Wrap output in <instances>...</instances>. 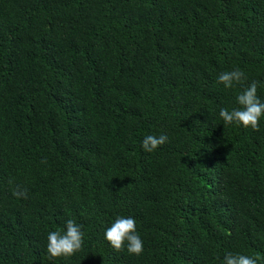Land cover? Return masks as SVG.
<instances>
[{
    "label": "trees",
    "instance_id": "obj_1",
    "mask_svg": "<svg viewBox=\"0 0 264 264\" xmlns=\"http://www.w3.org/2000/svg\"><path fill=\"white\" fill-rule=\"evenodd\" d=\"M252 82L264 0H0V264H264V118L218 117ZM117 216L141 255L104 239ZM69 219L82 247L50 258Z\"/></svg>",
    "mask_w": 264,
    "mask_h": 264
},
{
    "label": "clouds",
    "instance_id": "obj_2",
    "mask_svg": "<svg viewBox=\"0 0 264 264\" xmlns=\"http://www.w3.org/2000/svg\"><path fill=\"white\" fill-rule=\"evenodd\" d=\"M246 79L239 68L221 73L217 80L225 89H232ZM238 107L220 108L218 117L223 126L237 125L253 131L259 130V122L264 118V101L257 95V83L252 82L236 96ZM168 142L165 134H148L141 147L146 153H153ZM17 195H23L18 193ZM104 239L116 251L126 248L129 254L139 256L143 253L144 244L137 231L136 220L132 217L117 216L104 231ZM83 244L81 226L69 219L63 231H49L47 234V253L50 258H67L78 252ZM222 264H257L256 258L243 254L227 252Z\"/></svg>",
    "mask_w": 264,
    "mask_h": 264
}]
</instances>
